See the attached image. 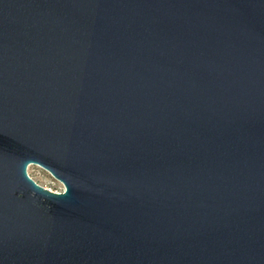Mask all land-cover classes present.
I'll return each mask as SVG.
<instances>
[{"label": "water", "instance_id": "water-1", "mask_svg": "<svg viewBox=\"0 0 264 264\" xmlns=\"http://www.w3.org/2000/svg\"><path fill=\"white\" fill-rule=\"evenodd\" d=\"M0 264H264V0H0Z\"/></svg>", "mask_w": 264, "mask_h": 264}, {"label": "rangeland", "instance_id": "rangeland-1", "mask_svg": "<svg viewBox=\"0 0 264 264\" xmlns=\"http://www.w3.org/2000/svg\"><path fill=\"white\" fill-rule=\"evenodd\" d=\"M28 176L39 186L55 192L61 193L64 190L63 185L51 176L50 173L37 165H30L27 169Z\"/></svg>", "mask_w": 264, "mask_h": 264}]
</instances>
